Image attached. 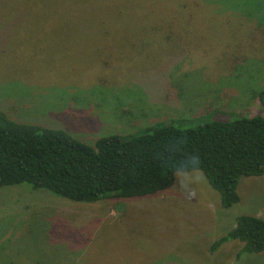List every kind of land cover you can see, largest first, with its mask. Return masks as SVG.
<instances>
[{
    "label": "rangeland",
    "instance_id": "rangeland-1",
    "mask_svg": "<svg viewBox=\"0 0 264 264\" xmlns=\"http://www.w3.org/2000/svg\"><path fill=\"white\" fill-rule=\"evenodd\" d=\"M264 0H0V109L93 144L160 123L264 114ZM230 208L197 170L133 198L0 186V264H264L224 236L264 218V172Z\"/></svg>",
    "mask_w": 264,
    "mask_h": 264
},
{
    "label": "trees",
    "instance_id": "trees-1",
    "mask_svg": "<svg viewBox=\"0 0 264 264\" xmlns=\"http://www.w3.org/2000/svg\"><path fill=\"white\" fill-rule=\"evenodd\" d=\"M257 96L264 109V88ZM194 128L152 124L125 137L105 135L93 144L67 130L11 118L0 109V186L27 184L83 202L151 196L170 188L177 172L200 171L230 208L240 200L243 177L264 172V114L230 115ZM242 243L237 256L264 252V218L236 217L213 242Z\"/></svg>",
    "mask_w": 264,
    "mask_h": 264
}]
</instances>
